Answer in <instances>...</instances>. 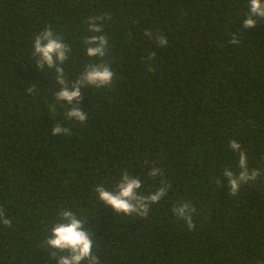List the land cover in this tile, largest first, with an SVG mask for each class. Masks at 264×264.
<instances>
[{
	"label": "trees",
	"instance_id": "obj_1",
	"mask_svg": "<svg viewBox=\"0 0 264 264\" xmlns=\"http://www.w3.org/2000/svg\"><path fill=\"white\" fill-rule=\"evenodd\" d=\"M249 13L250 0H0V264H58L42 246L67 209L100 264H264V17L244 27ZM46 26L67 46L69 84L89 65L110 66L112 83L57 101L32 51ZM93 35L103 56L86 55ZM240 151L258 174L232 194L223 173L239 175ZM124 172L142 197L167 186L147 215L98 198ZM184 203L192 230L173 211Z\"/></svg>",
	"mask_w": 264,
	"mask_h": 264
},
{
	"label": "clouds",
	"instance_id": "obj_2",
	"mask_svg": "<svg viewBox=\"0 0 264 264\" xmlns=\"http://www.w3.org/2000/svg\"><path fill=\"white\" fill-rule=\"evenodd\" d=\"M107 13L104 14L106 16ZM255 16L264 17V0H250V13L243 21L244 27L254 26L256 23ZM102 19L101 16L89 17L87 30L89 32L100 33L103 25L96 23ZM88 43L94 46L86 49L88 56H103L105 46L108 43L104 35H93L88 37ZM160 44H164L163 37L158 38ZM33 55L38 57L37 64L39 67L45 65L49 69H54L55 80L61 85L59 91L55 93L57 101H67L71 103L74 99H81V86L83 84L93 85L97 88L110 85L113 80V72L108 65H89L82 78L69 84L65 78V69L61 66L67 57L66 44L57 37L50 27H45L43 31L36 34L32 45ZM66 118H75L81 123L87 119V114L79 108H72L65 113ZM53 134L67 133L68 129L61 125H56L52 128ZM231 147L234 150H240V142L237 139L231 140ZM239 163L242 171L239 175H234L231 170H225L223 175L229 178L230 192L235 194L239 190L240 182L248 179H255L256 169L249 172L247 166V156L243 151H240ZM157 169L153 168L150 173L155 176ZM165 187L159 188L154 193L148 196H139L137 189L140 188V180L128 175L124 172L117 183L116 190H106L104 186L97 185L95 192L100 200L111 206L117 212L125 215L136 213L137 215H147L149 203H156L166 194ZM173 211L187 223L189 230L196 227L192 219V211L187 203H184L179 208H174ZM61 219L55 222L50 228V235L47 242L43 244V248L59 249L62 253L58 257V264H100V258L93 254V240L89 232L82 227V221L77 218L71 209L61 210L59 213ZM0 224L11 226L10 219L5 216L3 209H0Z\"/></svg>",
	"mask_w": 264,
	"mask_h": 264
}]
</instances>
